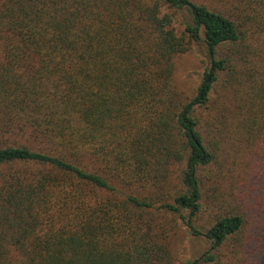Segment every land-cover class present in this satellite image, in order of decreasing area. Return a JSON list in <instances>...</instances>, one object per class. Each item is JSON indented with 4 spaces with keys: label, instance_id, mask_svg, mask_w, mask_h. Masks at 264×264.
<instances>
[{
    "label": "trees",
    "instance_id": "obj_1",
    "mask_svg": "<svg viewBox=\"0 0 264 264\" xmlns=\"http://www.w3.org/2000/svg\"><path fill=\"white\" fill-rule=\"evenodd\" d=\"M249 192L264 207V0H0V264H178L180 229L243 243Z\"/></svg>",
    "mask_w": 264,
    "mask_h": 264
},
{
    "label": "rangeland",
    "instance_id": "obj_2",
    "mask_svg": "<svg viewBox=\"0 0 264 264\" xmlns=\"http://www.w3.org/2000/svg\"><path fill=\"white\" fill-rule=\"evenodd\" d=\"M175 19V27L182 29V20ZM205 61L206 54L200 44H193L187 53L175 58L172 80L177 91L184 97L190 98L195 94L202 79ZM249 193L243 195L247 222L243 243L230 241L214 251L204 238L193 237L186 230L180 229L171 245L176 263L203 257L201 264H264V207L258 201L261 199L260 192ZM207 254L213 256L214 262H203Z\"/></svg>",
    "mask_w": 264,
    "mask_h": 264
}]
</instances>
